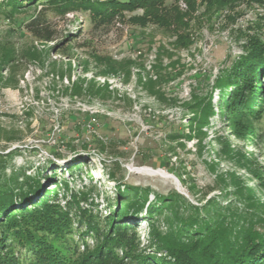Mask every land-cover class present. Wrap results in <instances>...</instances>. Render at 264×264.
Returning a JSON list of instances; mask_svg holds the SVG:
<instances>
[{"label": "rangeland", "instance_id": "rangeland-1", "mask_svg": "<svg viewBox=\"0 0 264 264\" xmlns=\"http://www.w3.org/2000/svg\"><path fill=\"white\" fill-rule=\"evenodd\" d=\"M180 1L187 5L185 10L179 7L186 14L187 1L179 0L178 6ZM232 3L209 14L207 7L198 6L201 24L192 26L194 42L182 49L174 47L171 33L154 26L141 29L126 19L100 30L88 12L62 19L48 10L58 43L82 32L60 52H49L55 42L42 44L22 28L44 5L18 12L14 19L0 13V157L6 161V173L23 170L30 175L29 170L39 168L46 177L57 172L55 179L68 180L73 191L96 187L100 195L95 203L104 216L110 212L108 201L115 206L120 192L138 187L150 189L152 202L155 196L175 192L198 207L215 198L221 207L243 214L242 221L264 217V136L236 135L238 122L213 116L199 137L206 101L216 108L219 102L217 76L246 55L243 35L264 17V0ZM142 14L126 13L127 18ZM159 48L164 53L157 100L143 83L156 75L152 67ZM96 56L131 60L137 66L129 78L96 79L106 81L111 94L97 99L74 95L73 85L98 71ZM254 111L258 119L243 111L240 124H253L260 131L264 109ZM74 164L79 168L70 174L69 165ZM45 183L47 190L52 187ZM233 217L223 218L225 224ZM130 224L149 252L165 255L161 244H151L145 211ZM160 230L167 232L165 226ZM75 240L79 242L77 236Z\"/></svg>", "mask_w": 264, "mask_h": 264}, {"label": "trees", "instance_id": "trees-1", "mask_svg": "<svg viewBox=\"0 0 264 264\" xmlns=\"http://www.w3.org/2000/svg\"><path fill=\"white\" fill-rule=\"evenodd\" d=\"M1 1L0 13L9 19H14L18 12L44 5L22 28L42 44L55 42L57 45L49 47V52L76 41L82 32L68 34L58 43L57 31L46 15L48 10L62 19L76 11L88 12L91 22L100 30H109L126 19L141 29L154 26L171 33L175 37L174 47L182 49L194 42L192 26L201 24L196 14L198 6L207 7L209 14L211 10L234 5V0H185L189 11L184 14L179 0ZM140 10L142 16L127 18L126 13ZM248 31L243 35L246 55L240 56L230 71L215 80L219 102L216 108L206 101L199 137L213 116L238 122L236 135L264 136V129L258 131L253 124H240L241 112L249 111V115L258 119L255 108L261 113L264 109V17L249 25ZM163 53L159 48L157 63L152 67L155 77L142 79L144 89L157 100L163 78L160 65ZM13 60L9 59L11 63ZM95 60L98 71L91 79H79L72 87L74 95L97 99L111 94L108 83L100 84L96 79L113 75L129 78L132 66H137L131 60L118 62L107 56H96ZM78 166L69 165L70 174ZM28 172L30 175L23 170L7 174L6 161L0 157V264H264V217L252 216L242 221L243 214L221 207L215 198L198 207L175 192L155 196L156 201L152 202L150 189L138 187L120 192L115 206L108 201L110 212L104 216L95 203L94 197L100 195L96 187L73 191L68 180L55 179L57 172L51 177H46L39 168ZM45 182L52 187L47 190ZM168 209L169 213L165 211ZM226 210L232 217L236 215L228 224L223 220L231 218ZM143 211L151 244L154 241L161 244L159 250L165 255L149 252L150 247L142 245L137 228L130 224ZM159 221H163L166 233L161 232Z\"/></svg>", "mask_w": 264, "mask_h": 264}, {"label": "built area", "instance_id": "built-area-1", "mask_svg": "<svg viewBox=\"0 0 264 264\" xmlns=\"http://www.w3.org/2000/svg\"><path fill=\"white\" fill-rule=\"evenodd\" d=\"M179 7H180L181 9H183V10L187 9V5H186L185 2H183V1H180V2H179Z\"/></svg>", "mask_w": 264, "mask_h": 264}]
</instances>
